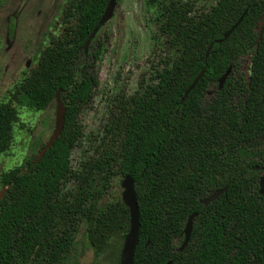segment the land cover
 <instances>
[{"label":"trees","instance_id":"trees-1","mask_svg":"<svg viewBox=\"0 0 264 264\" xmlns=\"http://www.w3.org/2000/svg\"><path fill=\"white\" fill-rule=\"evenodd\" d=\"M109 1L72 0L65 15L76 18V26L51 41L21 85L18 103L38 110L55 102L60 90L66 123L39 162L38 153L2 177L7 190L0 199V264H64L75 224L93 222L85 229L92 246L125 224L128 233L130 211L120 197L97 205L114 197L116 175L135 182L140 231L134 264H264V25L256 43L264 0H218L194 16L173 7L162 25V44L181 47V55L161 58L152 81L120 100L121 111L106 127L113 142L74 170L72 153L84 134L80 116L100 85L109 22L88 55L84 46ZM17 120L16 108L0 103V151L11 146ZM69 178L72 186L64 191ZM226 186L210 205L200 203ZM195 212L190 241L181 251L184 228Z\"/></svg>","mask_w":264,"mask_h":264},{"label":"rangeland","instance_id":"rangeland-1","mask_svg":"<svg viewBox=\"0 0 264 264\" xmlns=\"http://www.w3.org/2000/svg\"><path fill=\"white\" fill-rule=\"evenodd\" d=\"M72 0H0V103H9L18 112L11 146L0 151V195L5 185L3 175L23 166L26 159L39 153L55 128L56 102L38 110L19 104L21 85L37 68L41 53L52 40L62 38L77 19H67L65 9ZM119 0L112 19L107 25L108 41L100 61V85L92 106L80 116L84 134L72 153V167L77 170L83 163L99 155L113 142L107 134L111 118L121 111V99L134 95L142 83H150L161 58L176 59L181 47L170 49L162 42L166 36L162 25L176 6L186 15H200L218 0ZM173 36L171 31L168 38ZM214 86L209 91L214 92ZM264 150V147H262ZM72 179L63 184L64 191L72 186ZM123 177H113L111 190L122 199ZM68 223H63L65 227ZM93 222L75 224L71 249L64 264H120L124 235L128 225L116 230L108 239L92 246L85 229ZM180 245V242L179 244Z\"/></svg>","mask_w":264,"mask_h":264},{"label":"water","instance_id":"water-1","mask_svg":"<svg viewBox=\"0 0 264 264\" xmlns=\"http://www.w3.org/2000/svg\"><path fill=\"white\" fill-rule=\"evenodd\" d=\"M118 0H110L107 8L101 17L99 23L97 24L96 28L92 31L90 34L88 40L85 43L84 50L85 54L88 55L89 52V46L93 39L96 37L100 29L106 25L113 17L116 6H117ZM246 14V13H245ZM245 14L241 16L239 21L228 31L224 34V38L217 40L216 42L218 44H221L224 40L229 38V36L233 33V31L238 27V25L242 22V20L245 17ZM263 25L264 22H261L258 27V38L256 43L259 44L262 35H263ZM213 44L210 45L207 55L209 54L210 50L212 49ZM233 70V66L231 65L226 72L220 77L219 79V89H222L227 82V79L229 78L231 72ZM205 73V69L201 70V72L198 74V76L195 78L193 83L189 86L187 91L185 92L184 98L188 96V94L194 90L203 77ZM183 98V99H184ZM56 102V117H55V128L53 131V134L47 141V143L44 145V147L39 151L37 162H39L45 155V153L52 148L53 144L58 140V138L62 135L65 123H66V106L65 103L61 97V91L59 90L56 93L55 97ZM254 170H260L259 166H255ZM123 187V193H122V200L124 204L128 207L130 211V229L127 233L124 241L123 250L120 256V264H134L135 262V252L136 248L139 242V231H140V213H139V203H138V197L136 193V187L134 179L127 175L122 182ZM228 186L222 188L221 190H218L211 194L210 196L203 198L200 200V203L204 204L205 206L210 205L212 202L216 201L219 197H221L224 193L228 191ZM7 188H4L3 192L0 195V199L4 196ZM260 193L264 194V175L260 178ZM198 216V213L195 212L191 214L188 218V221L186 223V226L184 228V242L181 246V251L185 249V247L188 245L192 232H193V224L194 219ZM173 261L168 262L167 264H172Z\"/></svg>","mask_w":264,"mask_h":264},{"label":"flooded vegetation","instance_id":"flooded-vegetation-1","mask_svg":"<svg viewBox=\"0 0 264 264\" xmlns=\"http://www.w3.org/2000/svg\"><path fill=\"white\" fill-rule=\"evenodd\" d=\"M194 225V224H193Z\"/></svg>","mask_w":264,"mask_h":264}]
</instances>
